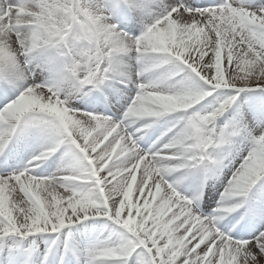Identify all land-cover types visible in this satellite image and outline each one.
<instances>
[{
    "label": "snow or ice",
    "instance_id": "6c2138e0",
    "mask_svg": "<svg viewBox=\"0 0 264 264\" xmlns=\"http://www.w3.org/2000/svg\"><path fill=\"white\" fill-rule=\"evenodd\" d=\"M0 264H264V0H0Z\"/></svg>",
    "mask_w": 264,
    "mask_h": 264
}]
</instances>
